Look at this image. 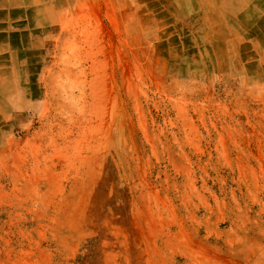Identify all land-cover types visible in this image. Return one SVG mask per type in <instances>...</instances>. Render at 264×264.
<instances>
[{"label": "rangeland", "instance_id": "rangeland-1", "mask_svg": "<svg viewBox=\"0 0 264 264\" xmlns=\"http://www.w3.org/2000/svg\"><path fill=\"white\" fill-rule=\"evenodd\" d=\"M136 2L96 0L89 55L0 122V264H264L262 62Z\"/></svg>", "mask_w": 264, "mask_h": 264}, {"label": "crops", "instance_id": "crops-1", "mask_svg": "<svg viewBox=\"0 0 264 264\" xmlns=\"http://www.w3.org/2000/svg\"><path fill=\"white\" fill-rule=\"evenodd\" d=\"M136 1L137 7L143 2ZM159 1L173 15L182 12L191 22L199 18L204 31L214 18L206 37L223 49L216 51L217 42L204 43L199 54L220 56L226 68L228 59L232 67L241 62L250 71L262 62L264 71V0H241L242 8L230 6L232 15L226 0ZM96 11V0H0V122L6 121V129L40 111L56 87L57 72L73 61L78 47L86 46L81 56L89 55L84 33L93 30Z\"/></svg>", "mask_w": 264, "mask_h": 264}, {"label": "bare ground", "instance_id": "bare-ground-1", "mask_svg": "<svg viewBox=\"0 0 264 264\" xmlns=\"http://www.w3.org/2000/svg\"><path fill=\"white\" fill-rule=\"evenodd\" d=\"M229 3L227 4V6L226 7H230V6H232V8L233 7H235V8H242V7H238V6H240L239 4L241 3V0H227ZM219 9V8H218ZM229 15H232V13H231V8H230V10H229ZM208 21V20H207ZM234 29V28H233ZM251 29V28H250ZM231 31V30H230ZM248 32H250V31H248ZM253 33V32H252ZM248 34V33H247ZM233 36V35H232ZM235 37V36H234ZM234 42V41H233ZM227 45V44H226Z\"/></svg>", "mask_w": 264, "mask_h": 264}]
</instances>
